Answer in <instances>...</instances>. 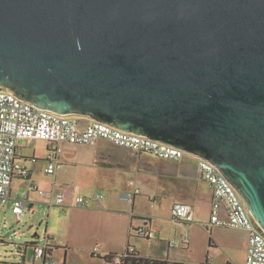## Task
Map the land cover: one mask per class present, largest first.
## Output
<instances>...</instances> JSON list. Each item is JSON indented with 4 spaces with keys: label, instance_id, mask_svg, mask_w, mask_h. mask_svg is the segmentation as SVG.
<instances>
[{
    "label": "water",
    "instance_id": "obj_1",
    "mask_svg": "<svg viewBox=\"0 0 264 264\" xmlns=\"http://www.w3.org/2000/svg\"><path fill=\"white\" fill-rule=\"evenodd\" d=\"M0 88L209 160L264 231V0H0Z\"/></svg>",
    "mask_w": 264,
    "mask_h": 264
},
{
    "label": "crops",
    "instance_id": "obj_2",
    "mask_svg": "<svg viewBox=\"0 0 264 264\" xmlns=\"http://www.w3.org/2000/svg\"><path fill=\"white\" fill-rule=\"evenodd\" d=\"M101 142L112 147L100 145ZM47 154L48 144L43 140L19 142L18 161L30 170V175L13 179L11 197L16 198L32 184L37 186L29 195V210L34 213L37 206H47L45 243L52 247L51 257L55 259L58 252L62 264H105L92 255L95 248L104 258L123 254L129 246L148 260L176 264L246 263L248 233L211 223L213 193L201 178L199 166L192 169L182 159L174 162L134 154L101 140L95 145H64L65 166L49 175ZM130 181L141 189L132 203L121 197L131 191ZM75 183H94L95 195L104 198L95 199L94 195L88 198V207L78 206L77 197L84 195L71 189ZM60 194L64 195V202L58 204L55 197ZM178 203L192 207L194 221L172 217V208ZM220 216L226 218L223 211ZM146 224L155 230L152 240L133 232ZM183 235L190 238L187 245L181 241ZM172 241L177 242L176 246H170ZM22 251L19 256L23 260L0 264H34L32 248ZM87 259L92 263H87Z\"/></svg>",
    "mask_w": 264,
    "mask_h": 264
},
{
    "label": "built area",
    "instance_id": "obj_3",
    "mask_svg": "<svg viewBox=\"0 0 264 264\" xmlns=\"http://www.w3.org/2000/svg\"><path fill=\"white\" fill-rule=\"evenodd\" d=\"M43 140L48 144L46 158L47 173L55 175L65 166L62 161L64 145H95L104 140L118 147L126 148L134 154H148L153 157L180 161L186 152L144 135L130 133L109 124L94 120L87 116L77 114H57L50 110L36 107L32 103L16 96L13 92L0 88V200L5 203L11 200L14 214L22 221L29 211V195L37 190V186L30 185L16 198L11 197V185L15 177L28 178L30 170L18 161V144L22 140ZM201 178L207 182L213 193L211 223L216 226L242 229L248 233V254L245 264H264V231L250 214L246 203L234 185L223 173L207 159L196 156ZM131 191L122 194V199L134 202L141 189L135 181H130ZM95 199H103V195H95ZM56 202H64V195H57ZM77 205L88 207L89 199L80 196L76 199ZM221 211L226 215L220 216ZM172 217L186 222L194 221L192 207L187 204H175L172 208ZM136 236L152 240L155 230L149 225L133 229ZM190 238L181 237L183 244L187 245ZM177 242L172 241L171 247ZM47 243L37 245L33 249L34 261H43L42 264H54L46 257ZM137 253L129 246L126 252ZM125 252V253H126ZM99 248L92 252L94 257H100ZM123 253V254H125ZM123 254H117L119 261ZM111 255V254H110ZM108 255V256H110ZM105 256V257H108ZM150 261H161L153 259ZM164 262V261H163ZM166 264H176L166 262Z\"/></svg>",
    "mask_w": 264,
    "mask_h": 264
},
{
    "label": "rangeland",
    "instance_id": "obj_4",
    "mask_svg": "<svg viewBox=\"0 0 264 264\" xmlns=\"http://www.w3.org/2000/svg\"><path fill=\"white\" fill-rule=\"evenodd\" d=\"M100 145L112 147L111 144L102 142ZM181 161L192 169L196 165L198 166V161L195 156L189 153H186ZM71 189H75L76 193L84 195V197L90 199L97 192V188L94 183L71 184ZM47 211V206H37L34 209V213L29 210L26 212L22 221H19L13 212L11 201L7 200L3 203L0 200V263H16L19 260H23V258L19 256V252H23L22 250L26 247L27 243L39 242L41 245L45 243ZM204 212H206V210H204ZM56 254L55 259L50 256L48 261L53 262L54 264H59L62 259L59 260L58 252ZM90 260L87 259V263H92ZM96 260L101 259L98 258ZM39 263L42 264L43 261H38L37 264ZM62 263L63 261H61L60 264Z\"/></svg>",
    "mask_w": 264,
    "mask_h": 264
},
{
    "label": "trees",
    "instance_id": "obj_5",
    "mask_svg": "<svg viewBox=\"0 0 264 264\" xmlns=\"http://www.w3.org/2000/svg\"><path fill=\"white\" fill-rule=\"evenodd\" d=\"M37 245V242L34 243H27L26 247L34 249V247ZM46 257L45 260L48 259V257L51 256L52 247L47 245L46 247ZM117 254H111L108 257H98L99 259L103 260L105 264H166V262L161 261H150L148 259H142L138 253L131 254L128 251L123 254L121 259L117 261L116 259Z\"/></svg>",
    "mask_w": 264,
    "mask_h": 264
}]
</instances>
